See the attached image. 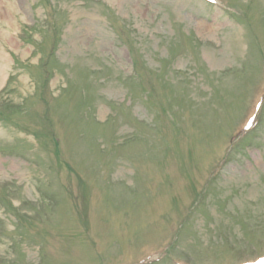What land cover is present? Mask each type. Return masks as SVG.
I'll return each instance as SVG.
<instances>
[{
  "label": "rangeland",
  "instance_id": "374dc122",
  "mask_svg": "<svg viewBox=\"0 0 264 264\" xmlns=\"http://www.w3.org/2000/svg\"><path fill=\"white\" fill-rule=\"evenodd\" d=\"M0 69V264H264V0H0Z\"/></svg>",
  "mask_w": 264,
  "mask_h": 264
},
{
  "label": "bare ground",
  "instance_id": "6f19581e",
  "mask_svg": "<svg viewBox=\"0 0 264 264\" xmlns=\"http://www.w3.org/2000/svg\"><path fill=\"white\" fill-rule=\"evenodd\" d=\"M5 56H2L1 59H4ZM3 74L2 70L0 69V75Z\"/></svg>",
  "mask_w": 264,
  "mask_h": 264
}]
</instances>
